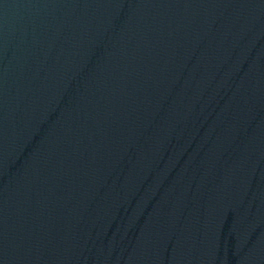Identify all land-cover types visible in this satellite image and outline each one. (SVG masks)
<instances>
[{
    "label": "water",
    "instance_id": "1",
    "mask_svg": "<svg viewBox=\"0 0 264 264\" xmlns=\"http://www.w3.org/2000/svg\"><path fill=\"white\" fill-rule=\"evenodd\" d=\"M0 264H264V0H0Z\"/></svg>",
    "mask_w": 264,
    "mask_h": 264
}]
</instances>
